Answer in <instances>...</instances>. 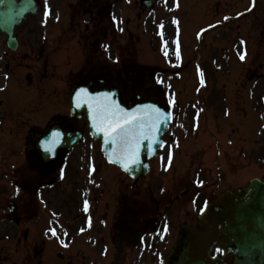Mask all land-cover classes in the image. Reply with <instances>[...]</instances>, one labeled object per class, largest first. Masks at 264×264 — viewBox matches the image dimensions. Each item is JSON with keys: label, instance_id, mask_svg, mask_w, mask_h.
<instances>
[{"label": "rangeland", "instance_id": "obj_1", "mask_svg": "<svg viewBox=\"0 0 264 264\" xmlns=\"http://www.w3.org/2000/svg\"><path fill=\"white\" fill-rule=\"evenodd\" d=\"M139 1L115 3L114 11L118 21L120 15L125 18V5H129L128 26H132L130 29L133 34L127 39L126 61L118 62V66L113 64L111 68L100 67L97 63L90 67L96 71H106L113 77L115 73L121 72L128 81L129 77L137 76L144 83L162 79L164 88L174 101V112H183L185 107V112L190 117L198 111V137L205 135L209 138V134L215 132V136L221 138L224 145L235 148L231 152L222 144L219 145L221 155H224L230 165L224 169L219 162L209 160L204 153L206 150H199L196 145L189 150L198 153L199 160L196 163L206 175L202 178L209 180L211 177L210 189L221 190L227 185L234 189L250 178L264 179V0H255L254 7L253 0H171L170 3L169 0H163L149 12L132 10L129 3L135 7H143ZM224 17L229 19L225 20ZM105 23L106 19H103V26L109 27ZM161 24H167L169 31L161 28ZM209 25L215 27L210 28ZM202 29L207 31L201 33ZM177 40L179 58L176 55ZM114 46L117 49V45ZM119 46L116 51H119ZM245 49V59L241 60L239 53ZM113 52L115 51L111 49V54ZM2 53L3 49L0 48V60ZM156 67L157 73L154 72ZM38 68L37 65L16 63L6 72L0 69V218L4 216L0 220V264L20 262L11 251L15 242L12 239L17 236V233L10 235V219L6 215L11 202L19 210L21 207L25 210L36 208L33 210L37 215L35 221L46 229L42 239L45 247H53L58 253L71 256L78 264H90L99 258L97 249L101 244H91L95 236L86 229L81 231L82 228H79L75 233L63 234L62 243L48 231L56 227L57 220L40 209L41 206L36 202L43 199L48 208L60 212L65 219L75 213L72 212L75 205L65 204L63 196L55 188L42 187L34 194L27 189L31 186H26L29 182L36 183L35 179H29V175L24 174L27 165L22 164L35 131H40L46 120L57 114L61 106L68 109L67 95L54 81H43ZM20 75V80L15 79ZM27 75L33 79L31 85L26 82ZM111 81L114 82L113 78ZM185 101L190 104L184 106ZM188 121L190 124L191 119ZM98 153V144L94 145L87 138L72 152V171L85 177L88 164L99 159ZM229 158H233L232 161ZM194 159L196 158H192L189 163V160L185 162V168L188 164L195 163ZM105 168L108 172H115V168L110 165ZM235 170L239 172L238 177L230 176ZM225 177L227 179L224 180ZM98 200L96 197L95 202L88 205V218L94 208L95 219L104 216V212L96 205ZM82 217L84 216L80 213L79 218ZM109 217L108 214L104 221ZM18 229L21 230L20 226ZM30 243L34 244L33 240ZM34 261L33 259L31 263L34 264Z\"/></svg>", "mask_w": 264, "mask_h": 264}, {"label": "flooded vegetation", "instance_id": "obj_2", "mask_svg": "<svg viewBox=\"0 0 264 264\" xmlns=\"http://www.w3.org/2000/svg\"><path fill=\"white\" fill-rule=\"evenodd\" d=\"M34 1L38 13L28 16L15 33L18 46L23 45L26 48L24 57L33 58L39 53V59L46 65L64 63L76 66L81 60H88L90 63L97 55V60L103 63L97 48H102L100 39L109 33H104L99 21L103 15L110 14V9L115 3L113 0ZM111 31L115 32V36L118 33L116 30ZM116 39H119V36H116ZM11 55L13 59L16 57L14 53ZM68 73V76H71L76 70ZM112 78L113 83L110 82ZM136 78L138 77H129L128 81L120 73H115L113 77L104 71L96 73L88 69L84 74L85 84L90 83L91 90L117 88L125 105L137 101H153L165 106L166 96L162 100L160 91L153 84L145 85L143 80L135 82ZM133 82L134 85L131 86ZM83 122L82 118L72 119L63 114L56 120H50L51 124L57 123L66 131L84 132ZM172 131L168 130L164 146L160 148L157 156L149 161L152 173L149 172L150 177L134 180L124 175V185L117 187H112L111 175L109 184L105 175L99 177L97 182L93 181V177L89 178L88 182L93 181L94 188L104 184L105 215H110L102 227L96 228L94 223L91 224L92 231L98 237V244H101L97 249L100 258L97 264H161L185 228L197 224L196 206L199 202L195 199L200 192L206 195V188L212 184V179L202 178L206 176L203 171L197 175L196 171L200 167L196 163L197 160L188 164L189 171L184 170L178 174V164L181 162L184 165L186 162V143L183 135L178 141L177 133L172 134ZM169 153L172 158L170 167ZM65 154L61 149L60 155L49 163L44 172L48 174L49 171H56L59 164L55 163L63 162ZM194 156H189V161ZM190 174H193L192 177ZM197 179L200 183L203 182V188L196 193L197 187L193 182ZM47 183L53 181L47 180ZM218 191L220 190L214 191L212 198ZM32 236L34 244L25 246L29 250H35L33 246L37 241V234L33 233ZM212 252L220 253V249L213 248Z\"/></svg>", "mask_w": 264, "mask_h": 264}, {"label": "water", "instance_id": "obj_3", "mask_svg": "<svg viewBox=\"0 0 264 264\" xmlns=\"http://www.w3.org/2000/svg\"><path fill=\"white\" fill-rule=\"evenodd\" d=\"M31 6V3L23 4V2L16 3L14 0H0V30L10 34L13 27L22 19L26 10L31 9ZM115 101L118 103L116 99ZM82 107L88 112V126L91 129V134L102 140L104 154L113 162L116 159L113 155L114 145L105 143L103 134L93 127L88 107L86 105ZM137 107L135 106L129 111ZM165 124L160 125L161 131L158 138ZM72 138L74 140L77 136L74 135ZM52 140L51 134L42 139L37 151H44L40 153L45 156L47 147L52 146L54 150L57 143L51 145ZM116 164L125 170L122 164ZM139 166L140 162L129 165L128 169L136 170ZM141 166L136 175L146 171L144 165L141 164ZM200 218L203 229L204 231L206 229L207 232V249L212 244H219L218 235L220 231H223L224 254L227 252L233 254L231 264H264V182L252 179L247 187L235 194L224 192L215 205L208 206L203 210ZM182 259L183 264H226L219 257L209 256L208 251L205 250L202 254L198 250H187ZM166 264H174V262L173 260L170 263L166 261Z\"/></svg>", "mask_w": 264, "mask_h": 264}, {"label": "snow or ice", "instance_id": "obj_4", "mask_svg": "<svg viewBox=\"0 0 264 264\" xmlns=\"http://www.w3.org/2000/svg\"><path fill=\"white\" fill-rule=\"evenodd\" d=\"M252 6H255V0H253ZM251 9H246L250 11ZM49 13H46L48 15ZM242 15V14H241ZM59 17H57L58 19ZM115 19V17H113ZM228 20L229 17H224ZM179 24V21H176ZM163 28V25L160 26ZM209 27H215V25H209ZM123 31L122 28L119 29ZM207 31L202 29L201 33ZM198 36L200 33L197 34ZM177 58L180 56L179 41L177 40ZM107 48V46H105ZM167 55V52H165ZM246 56V49L244 52L239 53V58L244 60ZM118 61V58H117ZM201 83H203V73L201 72ZM163 83V81H160ZM113 94L104 92L93 94L85 88L78 89L73 97L75 107L79 108L87 106L90 112L93 127L103 134L106 144L114 145L113 155L116 159L115 163L123 165L125 170L129 168V165H135L140 162V154L142 150H147L150 154H155L156 146H164V142L158 139V134L161 131L160 125L167 123L170 114L164 112L156 105H141L131 111L123 108L120 104L116 103L112 99ZM169 103H174L173 100H169ZM62 133L57 131L52 134L53 140L51 145H54L61 137ZM147 141V144L145 143ZM47 151H52L53 147L46 148ZM163 160V157H161ZM172 158L169 153L168 166H171ZM203 182L201 181V184ZM87 202H85V210L87 211ZM90 224V221H89ZM53 236H57L58 233L55 228L48 230ZM84 231V229H81ZM67 235V233H64ZM63 243V241H61ZM67 247V245H64Z\"/></svg>", "mask_w": 264, "mask_h": 264}, {"label": "bare ground", "instance_id": "obj_5", "mask_svg": "<svg viewBox=\"0 0 264 264\" xmlns=\"http://www.w3.org/2000/svg\"><path fill=\"white\" fill-rule=\"evenodd\" d=\"M164 30L169 31V26L167 24L164 26Z\"/></svg>", "mask_w": 264, "mask_h": 264}]
</instances>
